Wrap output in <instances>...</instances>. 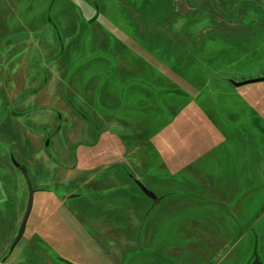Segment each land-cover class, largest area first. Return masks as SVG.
<instances>
[{
  "label": "rangeland",
  "instance_id": "rangeland-1",
  "mask_svg": "<svg viewBox=\"0 0 264 264\" xmlns=\"http://www.w3.org/2000/svg\"><path fill=\"white\" fill-rule=\"evenodd\" d=\"M256 77L264 0H0V264H264Z\"/></svg>",
  "mask_w": 264,
  "mask_h": 264
},
{
  "label": "water",
  "instance_id": "water-1",
  "mask_svg": "<svg viewBox=\"0 0 264 264\" xmlns=\"http://www.w3.org/2000/svg\"><path fill=\"white\" fill-rule=\"evenodd\" d=\"M256 82H264V77H256V78H253V79H247V80H243V81H232V84L235 87H239L241 85H246V84H249V83H256ZM45 144L47 145L48 141ZM11 160L13 162V165L16 168H20V170L22 171L24 180L26 182L28 193H27V203H26L25 211H24L22 220L20 222L17 234H16L12 244L9 247V250H8L9 254L12 252V250L17 245V243L20 241V239H21V237H22V235H23V233L25 231L27 220H28V217L30 215L32 204H33V194L35 192V189L32 186L31 180H30L29 175H28L27 171L25 170V168L22 167L19 162L15 161L12 155H11ZM135 181H136V184L139 187V189L148 198H150L152 201L156 200L157 197H156V194L154 192H152L151 190L146 188L139 180L135 179Z\"/></svg>",
  "mask_w": 264,
  "mask_h": 264
},
{
  "label": "crops",
  "instance_id": "crops-1",
  "mask_svg": "<svg viewBox=\"0 0 264 264\" xmlns=\"http://www.w3.org/2000/svg\"><path fill=\"white\" fill-rule=\"evenodd\" d=\"M130 179L133 181L136 178L133 175H128ZM144 185V184H143ZM145 186V185H144ZM150 199V198H149ZM151 200V199H150ZM157 200V199H156ZM154 200V201H156ZM158 201V200H157ZM97 230V229H96ZM149 233V225L147 223V218L143 217V219L140 221L139 225H137V230L133 233V239L137 240L138 243L144 242V236ZM146 238V236H145ZM94 242L99 243L98 237L94 236ZM142 242V243H143Z\"/></svg>",
  "mask_w": 264,
  "mask_h": 264
},
{
  "label": "flooded vegetation",
  "instance_id": "flooded-vegetation-1",
  "mask_svg": "<svg viewBox=\"0 0 264 264\" xmlns=\"http://www.w3.org/2000/svg\"><path fill=\"white\" fill-rule=\"evenodd\" d=\"M133 181L136 183V181L133 179ZM32 183V182H31ZM137 185V184H136ZM34 188V187H33ZM139 188V187H138ZM35 189V188H34ZM35 191H37L36 189H35ZM141 191V190H140ZM142 192V191H141ZM143 193V192H142ZM144 194V193H143ZM145 195V194H144ZM146 196V195H145ZM27 203V202H26ZM22 220V219H21ZM24 234V233H23ZM23 236V235H22ZM22 238V237H21ZM13 251V250H12Z\"/></svg>",
  "mask_w": 264,
  "mask_h": 264
}]
</instances>
